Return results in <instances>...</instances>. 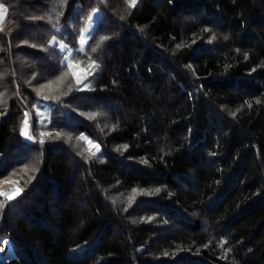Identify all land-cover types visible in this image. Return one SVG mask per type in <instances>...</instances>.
<instances>
[{
    "label": "trees",
    "instance_id": "obj_1",
    "mask_svg": "<svg viewBox=\"0 0 264 264\" xmlns=\"http://www.w3.org/2000/svg\"><path fill=\"white\" fill-rule=\"evenodd\" d=\"M0 4V264H264V0Z\"/></svg>",
    "mask_w": 264,
    "mask_h": 264
},
{
    "label": "rangeland",
    "instance_id": "obj_2",
    "mask_svg": "<svg viewBox=\"0 0 264 264\" xmlns=\"http://www.w3.org/2000/svg\"><path fill=\"white\" fill-rule=\"evenodd\" d=\"M138 0H136V3H137ZM127 2L130 4V0H127ZM135 3V4H136ZM100 15H101V12L97 9L95 10L92 15L90 16V19L89 21L87 22L86 26H85V29L83 31V34L82 36L84 37L85 39V44L84 45H81L80 44V40H79V48H84L86 43L88 42L90 36L92 35V32L95 28V25L97 23V21L99 20L100 18ZM56 38V37H55ZM81 39V38H80ZM57 44L58 46V49L60 50V47L59 45L60 44H64L65 45V53H66V57L69 56V52H71V57H70V61L76 65H78V67L76 69H72V71H77V72H80L81 69H83V67L75 62L72 58V53L74 51V48L70 47V46H67L63 41H61L60 39L56 38V42H53V39L51 40V44ZM68 60H66V63L68 64ZM81 78L82 80L84 79V73L81 72ZM85 84H88V82H85ZM84 84V85H85ZM35 111L37 113V116H38V120L40 123H47L48 122V119H49V113H50V108L49 106L46 104V103H37L35 105ZM30 114L29 112L27 111V116L25 118V120L27 119L28 121V126L25 127V124L23 123V126H22V130L25 131L27 133L28 136H31L32 137V134H31V125H30ZM24 120V121H25ZM23 137L26 139V140H29L25 135H23ZM86 137V136H85ZM88 138V137H87ZM89 140H91L90 138H88ZM92 141V140H91ZM93 143H95L94 141H92ZM86 144V143H85ZM96 144V143H95ZM87 145V144H86ZM87 148L89 149V146L87 145ZM91 151H95V149H92ZM18 180L15 176H8L4 179H2L0 181V192H13L16 188H19V185H18ZM16 197V196H15ZM4 200H7L6 197L4 196H0V201H4ZM8 242V245L6 247V250L4 251L3 254H0V260H5V257H6V254L8 253V250L10 249V244H9V241L8 240H5L1 243L0 247L4 244V242ZM9 254H10V250H9Z\"/></svg>",
    "mask_w": 264,
    "mask_h": 264
},
{
    "label": "snow or ice",
    "instance_id": "obj_3",
    "mask_svg": "<svg viewBox=\"0 0 264 264\" xmlns=\"http://www.w3.org/2000/svg\"><path fill=\"white\" fill-rule=\"evenodd\" d=\"M135 3H136V0H130V6H134ZM6 13H7V9L5 8V6H4L3 4H0V22L4 21V19H5V14H6ZM101 39H102V40H103V39H107V37H102ZM53 42H56V38H55V37H53ZM80 44H81V45H84V44H85V39H84L83 36H81ZM59 47H60V50H61V51H64V49H65V45H64V44H60ZM178 47H179V45H178ZM80 51H84V49L81 48ZM91 51L95 52V51H96V48L93 47V48L91 49ZM70 57H71V52H69V56H68V57H65V60H68V61H69L68 64H67V67H68L70 70H72V69H76V68L78 67V65L72 63V62L70 61ZM94 67H98V65L95 64V61H92V63L89 64L88 69H92V68H94ZM88 69H81L80 72L72 71V76H73V78L75 79L77 85H80L81 83H83V80H82V78H81V72L84 73V79L87 78V75H90V74H91V73L88 71ZM89 87H90L89 84H85V85H84V88H82V89H78V90H86V89H88ZM69 89H71V85L69 86ZM257 102H259V101H257ZM249 106H251V105H249ZM25 115L27 116V113H26ZM91 115H92V118L95 117V114H91ZM24 124H25V127L28 126V121H27V119L24 121ZM21 134H22V135H25L29 140L32 139V137H31V136H28L27 133H26L25 131H23V130H22ZM42 135H43V134H42ZM59 135H60V134L57 133V136H59ZM77 139H78L79 141H84V142L89 146V149H88V150H89V152H90L91 155H95L97 152L100 151V146H99L98 144L93 143L91 140H89V139H88L87 137H85L83 134H81V136L77 137ZM67 140L70 142V141L72 140V137H71V136H68V137H67ZM41 143H43V141H41ZM122 147L126 150L128 146H127V145H123ZM92 149H95V151H91ZM17 183H18V182H17ZM136 191H137L136 189H133V192H136ZM155 191H156V192H159L160 189L157 188V189H155ZM21 192H22V189H20V188H16L13 192H10V193H9V192H0V196H4V197H6L9 201H11L12 199H14L15 196H18ZM125 210H127V209H125ZM149 219H151V218H149Z\"/></svg>",
    "mask_w": 264,
    "mask_h": 264
},
{
    "label": "bare ground",
    "instance_id": "obj_4",
    "mask_svg": "<svg viewBox=\"0 0 264 264\" xmlns=\"http://www.w3.org/2000/svg\"><path fill=\"white\" fill-rule=\"evenodd\" d=\"M5 241V240H4ZM1 245V244H0ZM8 245V242H4V244L0 247V254H3L4 251L6 250V247Z\"/></svg>",
    "mask_w": 264,
    "mask_h": 264
},
{
    "label": "crops",
    "instance_id": "obj_5",
    "mask_svg": "<svg viewBox=\"0 0 264 264\" xmlns=\"http://www.w3.org/2000/svg\"><path fill=\"white\" fill-rule=\"evenodd\" d=\"M6 16H7V13L5 14V18H6Z\"/></svg>",
    "mask_w": 264,
    "mask_h": 264
}]
</instances>
